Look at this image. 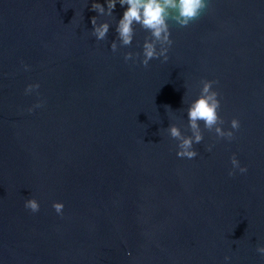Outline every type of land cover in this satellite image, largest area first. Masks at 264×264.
I'll return each mask as SVG.
<instances>
[{"label":"water","instance_id":"1","mask_svg":"<svg viewBox=\"0 0 264 264\" xmlns=\"http://www.w3.org/2000/svg\"><path fill=\"white\" fill-rule=\"evenodd\" d=\"M122 13L0 0V261L264 264V0H210L187 27L170 21L169 59L148 67L124 60L148 33L136 25L120 45ZM92 16L111 25L102 41ZM202 79L219 82L225 127H241L228 141L201 122L199 155L178 158L167 129L191 135ZM233 153L246 174L228 175ZM30 197L39 212L25 209Z\"/></svg>","mask_w":264,"mask_h":264},{"label":"clouds","instance_id":"2","mask_svg":"<svg viewBox=\"0 0 264 264\" xmlns=\"http://www.w3.org/2000/svg\"><path fill=\"white\" fill-rule=\"evenodd\" d=\"M210 0H91V10L100 14L107 13L111 15L117 5L123 9V13L116 22V33L118 35L120 45L130 46L136 35V25L145 30L148 36L145 37L141 48V52H126L124 54L125 62L137 61L144 67H148L150 61L154 59L168 61L169 50L173 45L171 38L170 21L175 22L181 27H187L192 21L198 18L201 13L209 6ZM92 35L97 41H102L107 36L111 25L105 21L97 22V17L92 16ZM115 41L111 44V50H117ZM30 66L25 64L24 69L29 70ZM217 80L202 79L200 81L199 95L191 101L187 109V119L191 135H184L181 130L170 125L167 129L168 134L178 141L176 145V156L178 158L194 159L199 153L194 145L200 144L204 140V134L201 131V122L203 127L210 132H214L217 139H225L231 141L235 138V133L239 131L241 122L239 118L233 117L225 127V120L220 115L221 98L220 93L214 89V85L218 84ZM40 84L29 83L25 87V94L37 92ZM37 95L39 93L37 92ZM43 101L38 100L32 107L28 108L32 112L36 108H40ZM214 144H209L207 150L211 152ZM231 168L228 171L229 176L235 175L237 172L246 174L247 166L241 165L235 153L230 157ZM25 209L32 213L40 211V202L35 197L27 198L24 201ZM52 208L57 215L62 216L65 204L62 201H54ZM256 252L264 256V245H257ZM131 255V253H129ZM225 264H230L231 257H224ZM2 264V261H0Z\"/></svg>","mask_w":264,"mask_h":264}]
</instances>
